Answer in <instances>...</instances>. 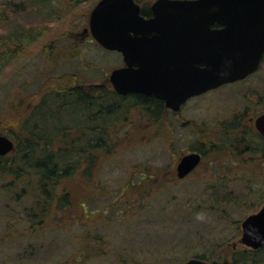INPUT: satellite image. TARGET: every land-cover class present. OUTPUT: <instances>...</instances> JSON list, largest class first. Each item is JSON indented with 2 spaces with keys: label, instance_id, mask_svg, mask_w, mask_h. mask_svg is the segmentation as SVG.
<instances>
[{
  "label": "rangeland",
  "instance_id": "obj_1",
  "mask_svg": "<svg viewBox=\"0 0 264 264\" xmlns=\"http://www.w3.org/2000/svg\"><path fill=\"white\" fill-rule=\"evenodd\" d=\"M98 1L44 0L47 7L32 8L11 0L20 9L5 10L0 0L1 39L40 34L0 71V115L11 103L49 90L51 81L70 77L85 89L111 86V71L124 63L91 37L88 21ZM137 1L149 7L155 0ZM241 110L264 111V56L258 72L196 97L178 116L164 110L154 122L134 111L113 150L95 156L89 176L61 180L42 222L35 180L0 189V264H184L197 253H212L209 264H232V253L246 248L241 222L264 204V162L243 161L231 147L233 136L221 135L216 124ZM0 134H7L2 127ZM201 147L202 163L178 180L179 159ZM9 181L0 176V185ZM59 197H66L65 205ZM121 197L142 211L133 216V205Z\"/></svg>",
  "mask_w": 264,
  "mask_h": 264
},
{
  "label": "water",
  "instance_id": "obj_2",
  "mask_svg": "<svg viewBox=\"0 0 264 264\" xmlns=\"http://www.w3.org/2000/svg\"><path fill=\"white\" fill-rule=\"evenodd\" d=\"M134 0H99L89 17V31L106 51L121 55L124 66L109 75L119 95L154 97L177 112L188 99L258 70L264 54V0H156L144 18ZM264 136V113L254 122ZM0 134V157L14 150ZM200 155L183 156L178 179L199 164ZM240 243L264 247V204L241 223ZM184 264H207L192 258Z\"/></svg>",
  "mask_w": 264,
  "mask_h": 264
},
{
  "label": "trees",
  "instance_id": "obj_3",
  "mask_svg": "<svg viewBox=\"0 0 264 264\" xmlns=\"http://www.w3.org/2000/svg\"><path fill=\"white\" fill-rule=\"evenodd\" d=\"M9 1L3 0L1 6H5V10L20 9L18 5H9ZM23 1L32 4V8H37L39 3L41 7H47L44 0H36L37 4L35 0ZM19 12L18 10L15 14ZM147 13L148 9L142 8L141 14ZM39 35L27 33L17 36L15 41L0 38V71L16 55L33 44ZM49 86V90L31 95L25 100L26 103H22V100L11 103L0 115V127L15 142V149L0 157V176L12 179L1 184L0 189L9 192L17 184L35 180L33 188L37 193L40 222L51 206L56 204L53 193L61 180L75 175L89 176L87 171L94 166L96 159L113 150L116 134L126 122L132 121L130 116L134 111H143L149 116L148 121L154 122H159L164 112L163 103L153 97L140 94L118 95L104 85L93 86L91 91H86L70 77L51 81ZM227 134V130L224 131L223 135L228 136ZM247 135L250 140L233 144L232 147L242 152L245 161L261 159L264 162V139L249 131ZM254 138L255 142L252 141ZM201 148L197 151L205 152ZM97 155L100 156L95 158ZM144 179L145 175L139 181L143 182ZM131 185L133 183L129 182L125 188ZM30 186L32 185L29 188ZM26 192L27 188L21 190L22 194ZM129 199L131 198L125 197L122 200L121 197L119 202L129 201V205H133L131 214L135 216L142 211V207ZM233 201L229 203H234ZM58 203L65 205L66 197L63 200L59 197ZM204 207L216 213L206 205L199 208L202 210ZM213 208L218 209L215 205ZM211 255L212 253H197L194 258L208 263ZM231 261L232 264H264V247L258 250H235Z\"/></svg>",
  "mask_w": 264,
  "mask_h": 264
},
{
  "label": "flooded vegetation",
  "instance_id": "obj_4",
  "mask_svg": "<svg viewBox=\"0 0 264 264\" xmlns=\"http://www.w3.org/2000/svg\"><path fill=\"white\" fill-rule=\"evenodd\" d=\"M134 2L136 4H138L142 10V8H145V9H148V13L146 15H142L144 18H150L152 16V13H151V5L152 3L149 5V7H142L139 2L137 0H134ZM141 13V12H140ZM241 82V81H240ZM239 83V82H237ZM226 86V85H225ZM223 87V86H221ZM221 87L217 88V89H214L212 91H209L205 94H208L210 92H213L215 90H218L220 89ZM85 89V88H84ZM86 91H91L92 90V87H90L89 89H85ZM98 93V91H97ZM203 94V95H205ZM199 97V96H198ZM196 97L194 98H190L188 99L185 103H183L181 106H180V109L177 111V112H173L171 110H168L164 103H163V106H164V110L167 112V113H172L173 115L175 116H178L181 114V112L183 111V109L186 107V105L193 99H195ZM245 111V112H244ZM240 113L236 114L235 112L233 114H228L227 115V118L225 120H223L222 122H219V123H216L217 124V127L219 129V133H221V135L224 134V131L227 130V135H230V136H233V139L235 140L234 143L232 144H238V143H243L244 141H247V140H250L249 136L247 135V132L249 131V133L251 134H254V135H258L260 138H263V136H261L255 129V126H254V121L256 119V117L259 115L257 114L256 116H254V114H251L249 115L247 110H241ZM243 112V113H242ZM183 122H187V121H183ZM218 122V121H217ZM239 126V127H238ZM237 127V128H236ZM220 140V139H219ZM238 146V145H237ZM232 147V146H231ZM232 148H235V147H232ZM240 151V150H239ZM197 153L200 155V163L199 165L202 163V160H203V155L197 151H191L189 153ZM187 153V154H189ZM240 153H242L240 151ZM230 154H233V153H230ZM186 155V154H184ZM182 155V156H184ZM243 161H245V158H243ZM198 165V166H199ZM198 166L196 168H198ZM192 173V172H191ZM190 173V174H191ZM189 174V175H190ZM188 175V176H189ZM187 176V177H188ZM185 179V178H184ZM183 179V180H184Z\"/></svg>",
  "mask_w": 264,
  "mask_h": 264
},
{
  "label": "clouds",
  "instance_id": "obj_5",
  "mask_svg": "<svg viewBox=\"0 0 264 264\" xmlns=\"http://www.w3.org/2000/svg\"><path fill=\"white\" fill-rule=\"evenodd\" d=\"M198 218H202V217H198Z\"/></svg>",
  "mask_w": 264,
  "mask_h": 264
}]
</instances>
